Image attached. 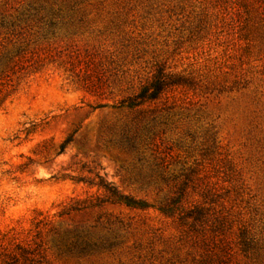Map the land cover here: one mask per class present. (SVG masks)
<instances>
[{"label":"rangeland","instance_id":"rangeland-1","mask_svg":"<svg viewBox=\"0 0 264 264\" xmlns=\"http://www.w3.org/2000/svg\"><path fill=\"white\" fill-rule=\"evenodd\" d=\"M0 264H264V0H0Z\"/></svg>","mask_w":264,"mask_h":264},{"label":"trees","instance_id":"trees-1","mask_svg":"<svg viewBox=\"0 0 264 264\" xmlns=\"http://www.w3.org/2000/svg\"><path fill=\"white\" fill-rule=\"evenodd\" d=\"M163 85V81L161 79L157 80V82L154 84V92L151 94L150 97H155V95L161 90ZM139 97H145V95L139 96Z\"/></svg>","mask_w":264,"mask_h":264}]
</instances>
